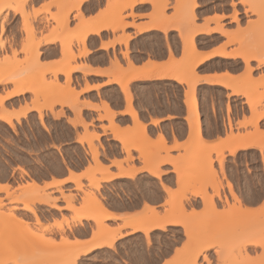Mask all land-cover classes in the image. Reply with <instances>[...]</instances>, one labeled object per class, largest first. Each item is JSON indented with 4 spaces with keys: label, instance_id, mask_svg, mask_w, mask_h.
Wrapping results in <instances>:
<instances>
[{
    "label": "crops",
    "instance_id": "1",
    "mask_svg": "<svg viewBox=\"0 0 264 264\" xmlns=\"http://www.w3.org/2000/svg\"><path fill=\"white\" fill-rule=\"evenodd\" d=\"M52 1L54 0H31L29 9L32 12L47 3L51 12L55 13L57 8L51 6ZM78 1L81 2L83 21L91 31L85 41L87 53L71 62L72 65L83 66L74 71L71 77V87L78 91L79 97L75 109L65 106L63 108L65 115L59 117L56 116V112L62 109L61 106H57L54 113L45 110L43 114L46 126L41 124L38 111L30 112V116L37 119L34 126L37 133L47 134L46 149L57 158L56 163L48 166L47 175L38 178L40 185L47 186L58 199L60 207L47 208L50 213L47 214L45 223L55 225L65 217L69 220L76 217L74 210L68 208V202L61 190L65 191V195H76V205L82 203L86 191L77 189L78 180L81 179L80 181L88 187L87 173L95 164L90 142L83 141L85 139L87 141L89 135L95 134L96 138L99 137L93 141L99 150V161L104 170H108L112 176L109 180H103V174H98L101 180L100 190L96 194L108 213H111V216L106 217L105 224L114 232L117 231L119 236L112 246H96L90 252L81 254L80 261L98 258L97 264H166L176 255L177 249L183 248L188 240L184 225L168 224L165 228L154 227L147 231L129 226L131 220L134 216L146 212L165 215L170 211L167 205L170 198L168 188L173 191L178 189V175L174 168L175 163L166 162L169 160L168 156L174 160L185 154L188 149L203 150V147L198 145L201 139L209 148L220 147L226 143L229 117L236 127L239 120L250 115L247 97L233 92L232 88L222 82L226 79L227 72L238 80L242 79L246 67L244 57H228L221 54L222 51L237 52V46L229 43L227 34L237 27L236 24H232L231 0H198L199 20L196 25L197 28L207 29L195 35L196 54L206 56V59L195 68L196 75L200 76L196 84L199 114V128L196 129L199 134L188 120L192 108L190 109L187 104L186 97L191 86L187 82H179L176 78L180 74L176 67L182 61L186 44L179 25L171 18L175 0H171L168 18L156 21L155 2L137 0L132 7L127 6L124 10L123 22H126V26L122 29H114L118 21H114L113 18L110 25L97 24L99 16L108 10L109 2L111 7L115 8L119 0ZM132 1L134 0L129 3ZM240 7V18L246 25L248 19L245 8L241 5ZM77 10L70 15V28H75L78 24ZM11 14L16 21L15 29H20L21 14ZM46 16L49 17L50 12ZM44 17L42 14L38 22H43ZM98 26H101V30L94 31L93 29ZM22 35L21 31L19 41ZM80 46L84 50L83 44ZM20 47L18 44L17 48ZM74 51L76 54L79 52V45L74 47ZM41 53L42 62L47 64L58 62L62 58L61 41L43 44ZM232 62H240L241 67L230 71L229 65ZM254 67L264 69L257 67V63H254ZM126 72L130 74L128 80L121 75ZM260 74L261 72H258L257 76ZM125 81L128 82L127 89L132 95L131 102L127 96L128 90L124 89ZM61 83L67 84L65 75L61 76ZM176 86L181 87V93L175 92ZM206 87L218 90V94L213 97L201 94L200 91ZM228 103L234 106L233 115L228 112ZM106 104L114 113L113 119L111 118L113 123L105 108ZM136 117L143 127H136ZM261 124L264 129V119L261 120ZM134 133H143L150 143L155 145L161 143L168 150V153L163 152V161L158 163L161 171L159 174L147 168L150 163L141 156L138 148L128 150L125 148L121 138ZM248 150L260 151V148L246 146L236 153ZM226 157L227 161L231 160L234 154L226 152ZM133 167L138 169L135 175L130 173ZM229 189L226 188L222 192L223 202L225 195L229 197L230 202L233 201ZM242 199L244 206L255 211L260 210L264 203V198L258 201L255 197L244 195ZM183 203L190 213L201 211L205 207L203 196L199 194L189 193ZM218 203L220 210L231 209L220 200ZM172 213L167 215L173 216ZM97 226L94 218L82 217L81 222L77 221L64 227L71 240L78 239L92 244L98 242L94 235ZM55 231L57 239L60 240L61 233ZM174 231L177 236L169 240V233ZM261 251L252 249L251 254L255 256ZM210 255L216 264L215 248L210 249Z\"/></svg>",
    "mask_w": 264,
    "mask_h": 264
},
{
    "label": "rangeland",
    "instance_id": "2",
    "mask_svg": "<svg viewBox=\"0 0 264 264\" xmlns=\"http://www.w3.org/2000/svg\"><path fill=\"white\" fill-rule=\"evenodd\" d=\"M30 1L31 0H0V7L3 6L5 8L4 9L2 7L3 11L0 14V75L4 79L3 84L0 85V98L4 96L7 92L14 90L19 85L30 86L32 84H35L38 87L36 92H27L25 94L15 96V97L8 99L6 101V108L8 109V111L13 114L22 113L26 105L32 106L35 101H38L40 104H43L42 105L43 112L45 110H50L51 112L54 113L56 107L61 106L62 109L56 112V116L59 117L61 115H65V112L63 110L65 106H69L70 108L75 109L74 107L70 105V102H67L66 100L65 102L64 98L63 100H60L62 99L60 98L61 94H58L60 93V91L61 92L63 91L62 90L63 88L65 89V87H71V83L69 86H67L66 83H61V76H64L61 71H62V63L65 60L64 59L65 50L68 49V51L70 52V55L72 53H74L75 55L76 53L74 51V47L76 45H79V51H83L80 46L82 44V41L77 36V33H81L82 31L81 29H83L82 32L87 31L88 27L86 26V23L83 21V18H81L78 15L79 12L76 6L79 2L78 0H54L52 1L51 6H55L57 8V11L55 13H52L51 10L48 9L47 3H44L42 8L34 9L31 12L29 9ZM153 1L156 4L155 15L159 17L162 14L166 15L171 5V0H153ZM129 2L119 0V3L117 5L121 7H127L128 5L127 3ZM231 5L233 7L232 24H236L237 27L235 30L227 32L229 36V43L232 45H236L239 52L240 51L243 52L244 50H248V49L254 50V48L258 49V50L255 49L257 52L256 56L252 57L249 61V65L253 68L251 75H248L250 78L246 76V74L248 73V63L246 60H245V63H246L245 73H244V77L242 78V79H246V77H248L247 82H244V85H243L244 87L242 88L252 91L251 93L254 95L253 97H255L257 104H256V108L253 109L250 106V104L247 102L248 111H250V115L248 117L244 116L243 120H239L237 122L236 127L233 125L232 118L229 117V133H227L225 144H228V140L232 137V133H234V135L236 134L237 136L239 135L241 137L246 136L247 138L248 134L252 135V132L255 130L254 131L255 136L257 135L260 136L261 134L264 135L263 125L261 124V120H263L264 118L259 121L258 128L254 124L255 123L254 121H256V117L258 116V112L264 111V69L259 70L258 68L254 67V63H257V67H264V64H260L259 62L262 58H264V0H231ZM240 5L243 8H245V13L248 19L246 25H244V20L240 18L241 17ZM118 6H115V8H112L109 2L108 10H106L99 16L98 18L99 21L97 20V22L100 23L99 25H102V24L106 25V23L110 25L112 21L113 12L118 11V9H120V7L118 8ZM198 6H199L198 0H175V3L173 5L174 13L171 16V18L175 20L176 25H179L180 30L184 34L185 42L192 35L193 31L197 29L196 23L199 20L198 12H197ZM126 9L127 8H125V10ZM74 10H77L76 18L78 19V24H77L78 27L76 26V28H70V24H71L70 15ZM48 12H50L49 17L46 16ZM123 12H124V9L122 10V13H121L122 19L118 21L120 22V25H121L118 27L119 29L124 28L126 25V23L123 22V16H124ZM11 13L21 14L22 23H21L20 29L18 30L15 29L16 21ZM42 14L45 16L44 21L38 22V18H40ZM26 17L27 19H25ZM59 17L61 20H58ZM167 17L168 15L165 17L163 15V17L159 19L167 18ZM10 27H11V30H9ZM21 31L23 35H22L21 40L19 41V34L21 33ZM50 31H53L54 34L58 37V40H60L62 43V58L58 62L47 64L45 62H42V53L40 55V59H38L39 61L35 60L33 56H35L36 54L37 44L41 41L42 37H44L45 34H47ZM58 35H60L61 38ZM18 44L21 45L20 49L17 48ZM41 47L39 48L40 51H41ZM185 51L186 50L184 48V54H183L182 61L178 63L176 67V70L180 71V73L188 72L191 63L193 64L194 59L196 58L195 57L196 55H195L193 57L194 59L191 58L189 61H184L185 53H186ZM79 53L80 52L76 54L75 58H71L70 62L75 61L78 57L83 55V52L80 53L81 55ZM240 67H241L240 62H232L229 65V69L232 72ZM38 70H41V71L38 72ZM258 72H261L259 76H257ZM121 75L124 76L125 80H128L130 76V74L127 72L124 74L122 73ZM251 78L253 79L251 80ZM249 79L251 81H249ZM39 81L52 82L53 87L47 88L46 92L43 93L40 91L39 85H37ZM61 86H64V87L61 88ZM243 91L240 92L239 94L244 95L245 91L244 93ZM175 92L178 94L181 93V87L176 86ZM200 93L205 94V96L211 95L210 97H213V95L218 94V90L206 87L203 90H201ZM187 98L188 99L190 98V100H188ZM197 99H198L197 89H196L195 99H193L192 90L190 87L189 91L187 92V97H186L187 104L189 105V107L191 106L190 109L192 108L194 103L198 104ZM51 103L54 104L52 108H50ZM227 109H228L229 114L233 115L234 106L232 103H228ZM32 111H36V110H30L26 116H21L19 120L14 118L13 119V122L15 125L14 128L10 126L8 123L0 120V182H2L3 184L8 183L10 185V193H11L8 195L6 190L0 191V213L5 215V214H8L9 212L10 213L14 212L16 215H18V217L23 218V220L25 221L24 223L20 222L19 224V221H13L11 223V228L12 229L14 228V229L13 230L9 229L10 227L6 229L10 231L12 230L11 231L12 233L21 232L20 235H22L23 232H25L24 234L27 235V237L24 236V234L22 235L24 239L23 237L22 239L18 237L21 239V241L20 239L19 240L13 239V245H11L12 240L10 241V239L7 238L8 236L11 235L9 234L10 231L6 230L9 234L8 236L6 235L7 234L6 231H5L6 233L3 231L5 234L3 233H2L3 235L0 234V264H61V263L64 264V262L69 260V257H70V261L66 263V264H69V262H71V260L74 258L75 255L73 256V254H70L71 256L69 257L68 256L66 257L65 255L66 258H64L63 254L66 253L67 251L66 250L67 247H64V245L61 247H59L58 245V247L62 249L61 250L57 246H52L53 244L52 243L51 246L55 248H52L53 251L50 250V248L47 249L48 251L50 250L49 252H51L50 256L52 255L49 258H48L49 255L47 256L44 252H42L44 248H43V243H42L43 240L41 239L48 237L50 239L52 238L55 239L57 242H60V241L62 242L61 240L62 236L68 237L70 239V237L66 234L64 226L65 225L70 226L71 223H76L73 217L71 220L65 217L62 221H57L55 225H49L45 223L48 217L47 214L50 213V211L47 208H58V209L60 208L58 205V199L53 196V193H51L49 189L47 188L44 189L43 191H40L41 195H43L44 198L46 199L49 198V200L52 201L51 203L50 202L49 203L48 202H36V203L31 204L34 207L35 211H37L38 216H40L41 225L38 224L35 216L31 212L24 209V206L26 204L23 201H16V202L14 201L16 199L22 200L23 197L25 196V194L23 193L24 191L20 188L22 187V185L27 184L28 181L31 182L32 179H34L36 182L39 183L38 178L47 175L49 171L48 166L53 165V163L57 162L56 156L52 155L50 151L46 149V146L48 144L47 134L45 133L38 134L36 128L34 127L37 124V119L35 117L30 116V112ZM248 111L246 109V114H248ZM39 119H40L41 124L43 126H46V118L44 114H43V119H41V116L39 117ZM197 122H195L197 123V125L194 123L196 126V127L194 126L195 129L199 128V121ZM135 124H136V127L138 128L143 127V124L140 123L138 118L136 119ZM242 130H244V132H240ZM248 131H251V132H248ZM245 132L247 133V135ZM92 135H95V134H91L89 136L91 137ZM98 138L94 137V142ZM138 139H139V142H137ZM85 140L83 142H88V140L87 141ZM121 140L124 141L123 143L127 150L130 148H135V147L136 149L138 148L139 152L141 153V156L144 157L145 159L148 158L146 159V161L148 163H151V165H153L154 167L157 166V164L163 159L162 158L163 152L166 151L168 153V150L166 148H163L161 143H158L157 145H155V144L149 143V141H146L148 139L144 136L143 133H136V134L134 133V134L126 135V137L121 138ZM225 144H223L224 146L223 145L220 146L222 148V153L220 152L221 149L218 147H215V149L210 153V155H207L209 153H206L207 151L205 152L202 149H199L197 151L196 149H188L186 150L185 155H183V160H185L187 163L185 161L184 162L182 161V159L180 158L181 156L179 157L180 160L179 159L178 160L180 162L182 161L183 164H180V162L177 159H176L177 162L175 160L176 162L175 166L179 162L177 168L180 169V171H176L178 175V189L176 191H173L171 188H168L172 190L171 192L170 190H168L170 194V198L168 199V202H167L168 210H170V212L173 211V213H176V214L178 213L177 215H179V217L180 215L184 216L183 213L185 212L186 217L184 216V219L186 218L190 222L189 225L191 226L192 224L193 226V224H195L199 228L198 229L199 232H196L197 231L195 230L196 228L192 229V226L191 228L188 225H187V228L184 227L186 230V233H188L187 230L191 231L192 229V233L195 231L196 235L197 233H199V236L196 237L194 235L195 233L194 234L190 233L188 237L189 233L186 234L188 240L185 246L181 249H177V251L179 250V252H181V254L179 255L186 254V253H189V251L192 252L195 249H197L199 245H201L199 243L200 241L204 242L205 240H207L208 243H213L215 241L216 242L215 245H212L211 248L202 251V254H200V256L198 257L196 264H215L214 260L212 259V256L210 255V249L212 248H215L216 250V254H217L216 264H264V243L262 242L264 241V236H263L264 232H263V235L260 234V236H263V237H260L257 235L258 238L259 237L261 238V242L263 245L261 244L257 247L248 245L245 248L241 246L242 242L238 241L240 240V238L244 239V236L246 237L247 235H242V234H245V233L248 234L247 232H249L251 229L252 230L264 229V211H262L261 209L260 210L256 209L257 211V212L255 211L256 213L250 212L251 214L249 213L246 214L244 211L240 210L241 212L238 211L237 212L238 214H237V213H233L234 211L232 212L226 208L225 210H220L219 203H218V200H220L222 203H224L225 206L229 207L228 204L230 205L233 204L234 206L235 205L237 206V207L235 206L236 208H238L241 205L238 202V199L241 200L240 202H242V204H244L243 199H242V196L244 195H246L247 197H250V196L255 197L258 201L264 198V149L262 151L261 150L260 151L258 150L242 151L241 153L234 154V157L231 160L227 161L226 152H229V150L226 148ZM147 148H150V150ZM142 149H146L148 152H145L146 150H144L143 152L141 151ZM92 155H93L94 161L96 162V158L93 153ZM221 155L224 156V162L222 165L219 163V160H218L221 158ZM184 157L186 158L184 159ZM171 162L174 163V161H171ZM183 165L185 168L182 167ZM209 166L211 167V169ZM187 167L189 169H187ZM182 169H184L183 170V172L185 171L184 173L181 172ZM102 171L103 170L97 171L96 176L98 177V174H100ZM228 181L232 182V185H234L233 188H234V191L238 199H235V197L231 194L230 192L231 190L229 189L228 183H227ZM88 182H89L88 187L82 182L83 187L80 190L87 191L86 189H90V190H94L95 193L97 191L99 192L100 188L97 189L93 185H91V182L89 179H88ZM217 183L219 184V187H220L221 197L217 196L216 190L213 187V185L215 184L217 186L218 185ZM226 188L229 189L230 195L233 198L232 202H230V199L227 195H225L226 197L225 201L223 202L222 200V192ZM198 190H202V192H199ZM203 190H205V194H207L206 197L203 196V200L205 202L204 209L198 212L197 211H193L191 213L188 212L184 206L183 200L187 198V195L189 193H192V194L198 193L199 195L202 196ZM61 192L63 195L65 194L63 189L61 190ZM69 196L74 197L73 202L74 204H77V196L73 194H70ZM211 198L213 200L212 203L209 202ZM169 200L170 201L173 200V203L171 202V204H169ZM226 200H228V202ZM212 204H213V207H212ZM263 205L264 203L261 206ZM208 210L209 211L215 210V212H212V211L209 212ZM239 213L241 214L239 215ZM242 213H244L243 214L244 216L242 215ZM154 214L156 213L146 212L144 214L136 215L133 217V219L130 222V223L132 222L133 223L129 224V226L139 227L143 221L146 223L147 221L146 218L149 215H150L149 217H151ZM234 214L235 216H233ZM224 220H227V222H224ZM94 221L96 222V220ZM216 221H218V223ZM203 222L205 224H203ZM231 222L233 223L231 224ZM198 223H200V225L202 226H200ZM136 224H140V225L136 226ZM27 225L29 226V229ZM42 225L43 226L47 225L49 228L51 227V229L44 230ZM60 225H62L64 229L62 228L61 230V228H59ZM246 225H248L249 227H246ZM255 225H259V227L258 226L256 227ZM226 226H227V230L225 228ZM202 227L204 230H202ZM218 227L222 230L224 229V232L228 231L224 233L223 231L219 229V232L220 231L223 232V235H221L223 236L222 238L221 236H219L220 234L217 231H215L218 229ZM2 228L3 227H0V230H4ZM245 228H247L248 230H246ZM19 230H22V231H19ZM31 230L33 233L31 232ZM55 230L61 233L60 240L57 239L58 237L56 235ZM96 230L97 231L99 230L98 226ZM96 230L94 231L95 233H96ZM202 231L205 232L204 235ZM207 233H211V234H207ZM215 234H219L217 235L219 237V241L217 240L218 237H216ZM226 234L230 235V237ZM211 235L215 236L217 239L215 238L214 241H213L214 238L209 239V236L212 237ZM42 236L43 238H41ZM176 236L177 234L175 231L171 232L169 233L168 239L172 240ZM204 236L207 238H205ZM231 237H232V240H234L236 243L237 241L239 242L237 244L238 246L240 244L239 246L240 248L238 246L234 248L235 250L232 248L233 250L232 254L230 253V249H231L230 247H234L235 242H232V240L230 239ZM254 237L256 238V236ZM10 238H13V237H10ZM28 238L31 239V242H30V239ZM198 238H200L199 241H198ZM208 239L210 240V242L208 241ZM221 239L222 241L223 239L228 240V241L231 240L230 242L232 244H230L229 242V244L227 243L228 246L225 247L224 245L226 244L222 243V241H220ZM211 240L213 242H211ZM228 241H223V242H228ZM149 242H150V239H149ZM30 243L34 247L30 246ZM204 243L202 244L203 246H204ZM31 247L35 248L36 251L33 252L34 249H32ZM37 248L41 249V252L39 250L38 254H37V251H38ZM70 248L71 247L69 246L68 249ZM225 248H228V249H225ZM22 249L23 251H25L26 255L24 254ZM252 249H261L262 251L260 254H257L254 256L251 254ZM17 251L18 252L21 251L23 255L21 252H20L21 253L20 255V253H18ZM226 251L230 253L231 257L227 255ZM72 252L74 251L72 250ZM8 253L10 254L8 255ZM43 253L44 255L47 256V258L44 255L42 256ZM177 253L178 252H176V255H178ZM15 254H16V257H15ZM31 254H34V255H31ZM56 255L60 256V258L57 257ZM176 255L172 259H170V261L174 260ZM233 256H234V259H233ZM61 257H63V261ZM246 257L249 259L244 260ZM64 259H67V260H64ZM58 261H61V263H59ZM77 261L79 264H97L98 258H93L90 260L88 259L86 261H80V257H79Z\"/></svg>",
    "mask_w": 264,
    "mask_h": 264
},
{
    "label": "bare ground",
    "instance_id": "3",
    "mask_svg": "<svg viewBox=\"0 0 264 264\" xmlns=\"http://www.w3.org/2000/svg\"><path fill=\"white\" fill-rule=\"evenodd\" d=\"M137 0H134V1H132L131 3H129L127 6H130V7H132L133 5H134V3L136 2ZM76 5V4H75ZM259 5V4H258ZM77 6V9L79 10V13H78V15L81 17V18H83V13L81 12V9H80V7H81V2H78V4L76 5ZM3 6H1L0 7V14L2 13V11H3V8H2ZM120 7V9H118V11H115V12H113V15H112V18L114 19V21H119L120 19H122V16H121V13H122V10L124 9L125 10V8H127V7H121V6H118V8ZM5 9V8H4ZM49 9V8H48ZM117 9V8H116ZM163 15L164 16H166L165 14H162L160 17L159 16H156L155 17V21L157 20V19H159V18H161V17H163ZM80 18V19H81ZM168 18V17H167ZM25 19H27V17L25 18ZM62 19H63V17H62ZM84 19V18H83ZM108 19V18H107ZM56 20H57V18H56ZM58 20H61L60 19V17H59V19ZM105 20V19H104ZM99 21V20H98ZM103 21V20H102ZM102 21H100V22H102ZM27 22H28V20H27ZM62 22V21H61ZM87 22V21H86ZM84 23V22H83ZM98 23V22H97ZM106 23V22H105ZM126 23V22H125ZM82 24V23H81ZM80 24V25H81ZM96 24V23H95ZM79 25V26H80ZM87 25H89L88 24V22H87ZM90 26V25H89ZM119 26H121L120 25V22H118L117 23V27H114V29H118V27ZM126 26V25H125ZM78 27V26H77ZM91 27H92V23H91ZM76 28V27H75ZM81 29V28H80ZM179 29V28H178ZM82 31H83V29H81ZM94 31H97V32H99L100 30H101V26L99 27L98 26V28H96V29H93ZM77 31V30H76ZM79 31V30H78ZM81 31V33H77V36L80 38V40L82 41V44H83V46H84V50L83 51H79L80 53L81 52H83V55H85L86 53H87V49H86V45H85V41H86V37H87V35H88V33H89V31H91V30H87V31H85V32H82ZM202 31H207V29H202V28H197V29H195L194 31H193V33H192V35L186 40V46H185V58H184V61H189L191 58H193L195 55H197L196 53H197V46H196V42H195V35L197 34V33H199V32H202ZM58 36H60V35H58ZM184 37V36H183ZM60 38H61V36H60ZM56 40H58V37L54 34V32L53 31H50V33L49 34H45V36L44 37H42V39H41V41L37 44V51H36V54H35V56H33L34 58H35V60H38V59H40V55H41V51L39 50V48L43 45V44H47V43H50V42H53V41H56ZM256 48H254V50H244L243 52L242 51H240L239 52V50L237 49L236 51H238V52H231V53H225V51H222L221 52V54H224L225 56H228V57H237V56H241V57H244V60H246L247 61V63H248V73L246 74V76H248V75H251V72H252V67L249 65V61H250V59L252 58V57H255L256 56V50H258V49H256ZM81 50V49H80ZM79 53V54H80ZM73 54V55H72ZM71 55H70V52L68 51V49H66L65 50V57H64V62L62 63V73H63V75H65V77H66V81H67V86H69L70 85V83H71V77H72V73L74 72V71H76V70H78V69H80V68H82L83 66H79V65H72L71 64V58H75V56H76V54L74 55V53H72ZM81 55V54H80ZM198 56V57H197ZM197 56H195L196 58L194 59L195 61H194V63L192 64L191 63V65H190V68H189V70H188V72H185V73H180L179 75H177L176 76V78L178 79V81L179 82H187V83H189L190 84V86H191V90H192V97H193V99H195V94H196V84L198 83V81L200 80L199 78H200V76L197 74L196 75V73H195V68L200 64V63H202L205 59H206V56H204L203 54L200 56V54L199 55H197ZM208 58V57H207ZM264 58H262L259 62H260V64H264V60H263ZM34 60V61H35ZM39 61V60H38ZM118 64V63H117ZM45 65V64H44ZM119 66V65H118ZM41 70H38V72H40ZM180 72V71H179ZM45 73V72H44ZM45 75V74H44ZM226 75H227V77H226V79L225 80H222V82H225V84H226V86L227 87H230V88H232L233 90L232 91H234L235 93H240V92H242L243 90L245 91V93H244V91H243V93H244V95L245 96H247V98H248V103L250 104V106L253 108V109H255L256 108V104H257V101L255 100V97H253L254 95L251 93L252 91H250V90H246V89H243L242 87H244L243 85H244V82H247V80H248V77H246V79H242V80H238V79H236V77H234L233 75H231L230 73H226ZM225 75V76H226ZM174 76V75H173ZM199 76V77H198ZM34 77V76H33ZM250 78V77H249ZM261 78H263V77H261ZM260 78V79H261ZM253 78H251V80H252ZM250 79H249V81H251ZM260 81V80H259ZM3 82H4V79L1 77V75H0V85H2L3 84ZM256 82H258V81H256ZM19 85V84H18ZM37 85H39V87H40V91L41 92H43V93H45L46 92V89L47 88H52L53 87V84H52V82H46V81H39L38 82V84ZM124 89L125 90H128L127 88H128V82L127 81H125L124 82ZM62 87H64V86H61V88ZM38 89V87L35 85V84H32V85H30V86H23V85H19V86H17L14 90H12V91H10V92H7L4 96H2L1 98H0V120H2V121H4V122H6V123H8L10 126H12L13 128L15 127V125H14V122H13V119L14 118H16L17 120H19L20 119V117L21 116H26L27 115V113L30 111V110H36V111H38L39 113H40V116H41V119H43V107H42V105L43 104H40L38 101H35L34 102V104L32 105V106H29V105H26V107L24 108V111L22 112V113H17V114H13V113H11V112H9L8 111V109L6 108V101L8 100V99H10V98H12V97H15V96H19V95H22V94H25V93H27V92H36V90ZM243 89V90H242ZM63 91L61 92L60 91V93H58V94H61V97L60 98H62V99H60V100H63V98H64V101L66 100L67 102H70V105L72 106V107H75L76 106V104H77V102H78V91L76 92L74 89H72L71 87H65V89L63 88L62 89ZM250 91V92H249ZM48 94V93H47ZM127 96H128V98H129V100H130V102H131V100H132V95L130 94V92H129V90L127 91ZM191 96V95H190ZM46 97H47V95H46ZM49 97V96H48ZM59 97V96H58ZM50 98V97H49ZM191 98V97H190ZM190 98L188 99V100H190ZM59 100V99H58ZM50 101V100H49ZM65 101V102H66ZM193 101V100H192ZM63 102V101H62ZM191 103V102H190ZM131 104V103H130ZM54 104H52L51 103V107L50 108H52V106H53ZM191 107V106H190ZM105 108L108 110V115H109V117H110V121L113 119L112 118V116L114 115V113L113 112H111V110H110V108H109V106L106 104L105 105ZM133 113L137 116V113L135 112V111H133ZM191 116L188 118V120H190V122H191V124H192V126L194 127L195 126V124L197 125V121H198V119H199V114H198V105H197V103H194V105L192 106V109H191ZM111 115V116H110ZM257 116V115H256ZM112 118V119H111ZM137 118V117H136ZM264 118V111L263 112H258V116L256 117V121H254L255 123V126L258 128V123H259V121L261 120V119H263ZM113 121V120H112ZM111 121V122H112ZM195 122H197V123H195ZM43 123V122H42ZM113 123V122H112ZM141 123V122H140ZM195 123V124H194ZM44 124V123H43ZM138 126V125H137ZM196 127V126H195ZM196 131H197V129H195ZM255 131V130H254ZM254 131L252 132V135H249L248 134V136H247V138H246V136L245 137H241V136H237L236 134V136L234 135V133H232V137L228 140V145L227 144H225L226 145V148L229 150V152L231 153V154H235L240 148H242V147H250V146H257V147H259L260 148V150L262 151L263 149H264V135L263 134H261L260 136H255L254 135ZM199 131H197V133H198ZM232 132V131H231ZM248 132H251V131H248ZM257 132V131H256ZM246 133V132H245ZM259 133V132H258ZM199 134V133H198ZM244 134V133H243ZM246 135H247V133H246ZM262 136V137H261ZM94 137H97L96 135H93V136H91V137H88L87 138V140L90 142V144H91V147H92V151H93V154H94V156H95V158H96V162H95V164H94V166L93 167H91V169H90V171L87 173V177H88V179L90 180V182H91V185H93L95 188H97V189H99L100 188V180H101V178H98L97 176H96V173H97V171H99V170H103L101 173L103 174V180L105 179V180H109V179H111V175L108 173V170L107 171H105L104 170V167H103V165L101 164V162L99 161V159H98V155H99V152H98V149L94 146V143H93V141H94ZM243 138V139H242ZM201 139V138H200ZM199 139V140H200ZM137 141V140H136ZM146 141H148V140H146ZM230 141V142H229ZM137 142H139V139H138V141ZM200 142H202V139L200 140ZM199 141H198V145L200 146H202L203 147V150L206 152V153H209V154H207V155H210V153L215 149V147H211V148H209V147H207V145L206 144H204L203 142L202 143H200ZM150 143V142H149ZM135 145V144H134ZM197 145V146H198ZM198 146V147H199ZM200 146V147H201ZM224 146V145H223ZM197 147V148H198ZM201 147V148H202ZM136 148V147H135ZM154 148V147H153ZM163 148H164V146H163ZM218 148H220L221 149V153H222V148L221 147H218ZM147 149H149L150 150V148H147ZM200 149V148H199ZM199 149H196V151L197 150H199ZM144 150H146V149H142L141 151H143L144 152ZM145 152H148L147 150L145 151ZM141 154V153H140ZM143 154V153H142ZM45 155H46V153H45ZM183 155H185V154H183ZM183 155H181V159H182V161L184 162L185 160H183ZM220 156V155H219ZM180 158H177V160L179 159L180 160ZM186 157H184V159H185ZM220 158V157H219ZM146 159H148V158H146ZM168 159H169V161L171 160V161H174V163H176L177 162V160L176 159H174V160H172V157H171V159L169 158V156H168ZM218 159V158H217ZM51 160V159H50ZM164 160H166V159H164ZM175 160H176V162H175ZM178 160V161H179ZM219 160V163L222 165L223 164V162H224V156H222L221 155V158L220 159H218ZM163 161V160H162ZM161 161V162H162ZM170 161V162H171ZM181 161V162H182ZM166 162H168V161H166ZM180 162V161H179ZM179 162H178V164H179ZM180 162V164H183V162L181 163ZM186 162V161H185ZM160 163V162H159ZM187 163V162H186ZM178 164L175 166L176 167V171H180V169L179 168H177V166H178ZM220 164H219V166H220ZM160 165V164H159ZM158 164H157V166H152L151 165V163L147 166V168L149 167V170L150 171H152V172H154V173H157V174H159L161 171H160V166H159ZM175 165V164H174ZM185 165V164H184ZM184 165L182 166V167H184ZM174 167V168H175ZM190 167V166H189ZM210 167V166H209ZM185 168V167H184ZM213 168V167H212ZM179 169V170H178ZM187 169H189L188 167H187ZM210 169H211V167H210ZM214 169V168H213ZM183 170L184 169H182L181 170V172H183ZM186 170V169H185ZM216 171V170H215ZM138 172V169L137 168H135V167H133L132 168V170H131V174L132 175H135L136 173ZM180 172V173H181ZM185 172V171H184ZM183 172V173H184ZM81 180V179H80ZM80 180H78V188L79 189H82V187H83V185H82V182L80 181ZM228 183V187L230 188V190H231V193H232V195L235 197V199H238V197H237V195H236V193H235V191H234V188H233V186L234 185H232V182H230V181H228L227 182ZM218 184V183H217ZM222 184V183H221ZM20 187V186H19ZM213 187H214V189L216 190V193H217V196L218 197H221L220 196V187H219V184L216 186V184L215 185H213ZM24 192V194H25V196L23 197V199L21 200V199H16V200H14L15 202L16 201H23L26 205L24 206V209H26L27 211H29V212H31L34 216H35V218H36V220H37V222H38V224H40L41 222H40V216H38V214H37V211H35V209H34V207L31 205V204H33V203H36V202H52V201H50L49 200V198L48 199H46V198H44L43 197V195H41V193H40V191H43L44 189H46L47 188V186H41L38 182H36L34 179H32V181L31 182H27V184H24V185H22V187H20ZM1 190H6L7 191V193H8V195L9 194H11L10 193V185L7 183V184H3L2 182H0V191ZM168 190H170V189H168ZM172 190H170V192H171ZM199 192H202V190H198ZM65 192V191H64ZM63 192V193H64ZM40 193V194H39ZM198 194V193H197ZM196 194V195H197ZM202 194V193H201ZM68 195V194H67ZM67 195H65L64 194V198H65V200H67V204H68V208H70V209H72V210H74V212L76 213V217L75 218H73L74 219V221H82V215H83V217H85V218H94V220H96V224H98V227H99V230L97 231L96 230V233H94V235L97 237V239H98V242H96V243H86V242H82V240H78V239H75V240H71V239H69L68 237H63L62 236V242L60 241V242H57L55 239H50V238H44V239H41V240H43V250H42V252H44L47 256H48V258L49 257H51L50 256V253L51 252H49L50 250H52V248H55V247H52V246H57L58 247V245H59V247H61V246H63L64 245V247H67V251L69 252H67L66 251V253H64L63 255H64V258H66L67 256L69 257V256H71L70 254H73V256H74V258L71 260V262H69V264H79L78 263V258L80 257V255L81 254H86V253H88V252H90L91 250H92V248H94V247H101V246H103V245H110V246H112V245H114V242H115V240H116V238L119 236L117 233V231H116V229H115V231L117 232H114L113 231V229H111L110 228V226H107L106 224H105V219H107L106 217H109V216H111V213H108V211L106 210V208L103 206V204H102V202H101V200L99 199V197L97 196V194L95 193V191H93V190H90V191H86L85 192V195H84V197H83V200H82V203H81V205H76V204H74V200H73V198L74 197H70L69 195V197L67 196ZM202 196H204V197H206L207 196V194H205V190H203V194H202ZM213 197V196H212ZM226 198V197H225ZM182 199V198H181ZM218 199V198H217ZM183 200V199H182ZM227 202H228V200H226ZM241 200H239L238 199V202L241 204L239 207L240 208H236L233 204V206L232 205H230V204H228L230 207H228V208H231L232 209V212L233 213H237L238 211H244L246 214L247 213H249V214H251L250 212H255V210L254 209H249L247 206H244L243 204H242V202H240ZM55 202V201H54ZM171 202L173 203V200L172 201H170L169 200V204H171ZM209 202L210 203H212L213 202V200H212V198H211V200H209ZM205 203V202H204ZM209 203V204H210ZM212 207H213V204H212ZM262 208H261V210L262 211H264V205L263 206H261ZM184 209V208H183ZM182 209V210H183ZM227 209V208H226ZM231 209H229V210H231ZM238 209V210H237ZM260 209V208H259ZM225 210V209H224ZM252 210H254V211H252ZM209 211V210H208ZM210 211H212V210H210ZM209 211V212H210ZM240 211V212H241ZM173 212V211H172ZM171 212V213H172ZM182 212V211H181ZM212 212H215V210L214 211H212ZM211 212V213H212ZM257 212V211H256ZM255 212V213H256ZM167 213H170V211L169 212H167ZM167 213L164 215H161V214H158V213H156V214H154V215H152L151 217H147L146 219H147V221H146V223L144 224L143 222V224L141 223V225L140 224H136V226L137 225H140L139 227H133V228H135V229H145V230H147V231H150L151 229H153L154 227H162V228H165L168 224H183L184 225V227H187V225L188 226H190L189 225V221L185 218L184 219V216H185V212L183 213L184 214V216H181L180 215V217H179V215H178V217L176 218V215L178 214H175V213H172L171 215H173V216H170V214L169 215H167ZM181 214V213H180ZM230 214V213H229ZM238 214V213H237ZM241 213H239V215H240ZM244 213H242V215H243ZM161 215V216H160ZM207 215V214H206ZM231 216H232V214H231ZM233 216H235V214L233 215ZM238 216V215H237ZM244 216V215H243ZM247 216V215H246ZM112 217H114L113 216V214H112ZM186 217V216H185ZM249 217V216H248ZM240 218V217H239ZM238 218V219H239ZM13 221H19V224H20V222L21 223H24L25 221L23 220V218H20V217H18V215H16L14 212L13 213H8V214H5V215H3L2 213H0V227H3L2 229H4V230H0V234H5L7 231H10V230H8V229H6V228H8V227H10L9 229H12L11 228V223L13 222ZM217 223H218V221H216ZM224 222H227V220H224ZM236 222V221H235ZM27 223V222H26ZM133 223V222H132ZM131 223V224H132ZM188 223V224H187ZM233 222H231V224H232ZM199 225H200V223H198ZM203 224H205L204 222H203ZM231 224H230V226H231ZM238 224V223H237ZM22 225V224H21ZM41 225V224H40ZM233 225H235V224H233ZM232 225V226H233ZM252 225H254V224H252ZM251 225V226H252ZM13 226V225H12ZM24 226V225H23ZM28 226V225H27ZM26 226V227H27ZM43 226V225H42ZM191 226H192V224H191ZM191 226H190V228H191ZM194 226V227H193ZM193 226H192V229H195V230H197L196 232H199L198 231V227L195 225V224H193ZM200 226H202V225H200ZM216 226V225H215ZM218 226H219V224H218ZM230 226H228V227H230ZM256 227L258 226L259 227V225H255ZM204 227V226H203ZM203 227H202V230H204L203 229ZM224 227V226H223ZM237 227V226H236ZM246 227H249L248 225H246ZM256 227H254V228H256ZM19 228V227H18ZM41 228V227H40ZM43 228H44V230H49V229H51V227L49 228L47 225L46 226H43ZM59 228H61V230H62V228H63V226L62 225H60L59 226ZM222 228V227H221ZM226 228V230H227V226L225 227ZM242 228V227H241ZM251 228V227H250ZM253 228V227H252ZM14 229V228H13ZM12 229V230H13ZM28 229H29V226H28ZM27 229V230H28ZM64 229V228H63ZM192 229H191V231H189V230H187L188 231V233H186V234H188V237H189V235H190V233H192ZM219 227H218V229L217 230H215V231H217L219 234H215L216 235V237H218L217 235H219V236H221V235H223V232H224V229L222 230V229H220L221 231H223V232H219ZM243 229V228H242ZM246 230H248L247 228H245ZM7 230V231H6ZM11 230V231H12ZM5 233H4V232ZM10 231V233L9 234H11L10 236H8L9 234H8V232H7V238H9L10 239V241L12 242V244L11 245H13V239L14 240H19L20 238L22 239V235L25 233V232H23V234L22 235H20L21 234V232L20 233H18V232H14V233H12ZM19 231H22V230H19ZM23 231H24V229H23ZM119 231V230H118ZM194 231V230H193ZM229 231H230V229H229ZM232 231V230H231ZM236 231H238V230H236ZM245 231V230H244ZM31 232H32V230H31ZM226 232H228V231H225L224 233H226ZM234 232H235V230H234ZM242 232V231H241ZM263 232H264V229H262V230H250L249 232H247L248 234H242V235H247L246 237L244 236V239H241L240 238V240H238V241H241L242 243H241V246L242 247H245L246 248V246H248V245H250V246H259V245H261L262 244V242L264 243V241H262L261 242V238L260 237H263L264 235H263ZM18 233V234H17ZM29 233V232H28ZM33 233V232H32ZM195 233V231L192 233V234H194ZM202 233H203V235L205 234V232L204 231H202ZM222 233V234H221ZM2 234V235H3ZM16 234H17V236H16ZM191 234V235H192ZM207 234H211V233H207ZM236 234H238V233H236ZM260 234L261 235H263V236H260ZM5 235V236H6ZM121 235V234H120ZM196 237L197 236H199V233H197V235H196V233L194 234ZM202 235V234H201ZM212 235H213V233H212ZM211 235V236H212ZM226 235H228V234H226ZM233 235V234H232ZM257 235L258 236H260L259 238L257 237ZM24 236H26L27 237V235L26 234H24ZM46 236V235H45ZM147 236H148V234H147ZM207 236V235H206ZM229 237H230V235H228ZM234 236V235H233ZM232 236V237H233ZM241 236V235H240ZM254 236H256V238L254 237ZM10 237H13V238H10ZM18 237H20V238H18ZM95 237V238H96ZM195 237V238H196ZM205 237V236H204ZM208 237V236H207ZM207 237H205V238H207ZM215 236H212V237H210L209 236V239H213V241L215 240V238H216ZM223 236H221V238H222ZM232 237L230 238L231 240H232ZM4 238V237H3ZM16 238V239H15ZM41 238H43V236L41 237ZM246 238V239H245ZM21 239H20V241H21ZM23 239H24V237H23ZM28 239H30V238H28ZM208 239V241L210 242V240ZM217 239V238H216ZM227 239V238H226ZM229 239V240H230ZM200 240V238H198V241ZM218 241H219V237H218V239H217ZM230 240V241H231ZM236 240V239H235ZM27 241V240H26ZM206 242H207V240H205ZM204 241V242H205ZM212 240H211V242H213ZM220 241H222V239L220 240ZM223 241H228V240H224L223 239ZM222 241V243H225L226 245H224L225 247L226 246H228L227 245V243L229 244V242L230 241H228V242H223ZM237 241V243L234 241V240H232V242H235V244H234V247H230L231 249H230V253L232 254L233 252V250H232V248L234 249L236 246H238L237 244L239 243ZM17 242H19V241H17ZM16 242V243H17ZM28 242V241H27ZM27 242H25V243H27ZM30 242H31V239H30ZM204 242H199L201 245H199V247L197 248V249H195L194 251H189V253H186V254H182V255H179V254H181V252H179V250L177 251L178 253V255H176V257H175V260H173V261H170V260H168L167 262H169L168 264H196V262H197V259H198V257L200 256V254H202V251L203 250H207V249H209V248H211L212 247V245H215L216 244V242L214 241L213 243H204ZM8 243V242H7ZM53 243V244H52ZM57 243H59V244H57ZM204 243V246L202 245ZM218 243H220V242H218ZM51 244H52V246H51ZM55 244H57V245H55ZM62 244V245H61ZM88 244V245H87ZM230 244H232L231 242H230ZM15 245V244H14ZM263 245V244H262ZM17 246V245H16ZM30 246H32V244L30 243ZM29 246V247H30ZM71 247L70 249H72L74 252H72V250H70V249H68V247ZM239 246H240V244H239ZM238 246V247H239ZM8 247V246H7ZM32 247H34V246H32ZM31 247V248H32ZM36 247V246H35ZM42 247V246H41ZM58 247V248H59ZM64 247H62V248H64ZM48 248H50V250L48 251L47 249ZM240 248V247H239ZM32 249H34L33 250V252L34 251H36L35 250V248H32ZM38 249V248H37ZM59 249H61V248H59ZM225 249H228V248H225ZM39 250H40V252H41V249H38V251H37V254H38V252H39ZM62 250V249H61ZM60 250V251H61ZM80 250V251H79ZM235 250V249H234ZM240 250V249H239ZM22 251H23V249H22ZM53 251V250H52ZM18 252V251H17ZM21 252V251H20ZM20 252H18V253H20ZM24 252V254L26 255V253H25V251H23ZM72 252V253H71ZM78 252V253H77ZM227 252V251H226ZM17 253V254H18ZM22 253V252H21ZM21 253H20V255H21ZM44 253L42 254V256L44 255ZM49 253V254H48ZM62 253H63V251H62ZM230 253L229 252H227V255H229L230 256ZM10 253H8V255H9ZM13 254V253H12ZM56 254V253H55ZM54 254V255H55ZM61 254V253H60ZM59 254V255H60ZM240 254V253H239ZM22 255H23V253H22ZM28 255H29V253H28ZM31 255H34V254H31ZM41 255V254H40ZM46 255H44V256H46ZM65 255H66V257H65ZM226 255V256H227ZM242 255V254H241ZM47 256H46V258H47ZM57 256V255H56ZM228 256V257H229ZM239 256V255H238ZM15 257H16V254H15ZM57 257H59L60 258V256H57ZM231 257V256H230ZM249 257V256H248ZM182 258H184V259H182ZM236 258V257H235ZM45 259V258H44ZM61 259H62V261H63V257H61ZM206 259V258H205ZM233 259H234V256H233ZM244 259V258H243ZM246 259H249V258H245L244 260H246ZM64 260H67V259H64ZM68 261H70V257H69V260H67V261H65L64 262V264H66V263H68ZM55 262H57V261H55ZM59 263H61V261H58ZM82 263V262H81ZM62 264V263H61ZM167 264V263H166Z\"/></svg>",
    "mask_w": 264,
    "mask_h": 264
}]
</instances>
